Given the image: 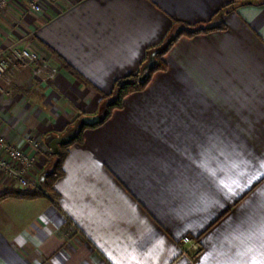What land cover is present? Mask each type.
Here are the masks:
<instances>
[{"label": "crops", "instance_id": "obj_1", "mask_svg": "<svg viewBox=\"0 0 264 264\" xmlns=\"http://www.w3.org/2000/svg\"><path fill=\"white\" fill-rule=\"evenodd\" d=\"M28 3L11 0L0 15V60L14 43L41 57L36 75L23 70L0 91V134L36 155L32 179L48 171L60 138L101 119L113 100L102 94L151 48L184 24L225 28L180 38L166 71L85 130L55 195L0 201V264L264 260V177L249 180L264 161V0H43L40 11ZM241 171L243 190L228 192ZM3 178L0 196L22 191ZM187 235L201 244L195 259L184 252Z\"/></svg>", "mask_w": 264, "mask_h": 264}, {"label": "trees", "instance_id": "obj_2", "mask_svg": "<svg viewBox=\"0 0 264 264\" xmlns=\"http://www.w3.org/2000/svg\"><path fill=\"white\" fill-rule=\"evenodd\" d=\"M181 24L178 20L175 21ZM224 29V26L211 27L205 24L200 25H190L184 24L180 26L176 33H174L171 38L162 46L153 47L149 50L147 57L143 60L141 64V68L131 74H128L120 79H117L114 82V88L111 95L102 94V100H105L109 96H113V100L109 102L104 110H102V117L96 122L86 123L80 122L78 125L77 133L72 137L71 140L64 142L60 146V150L58 152L50 153L48 155L49 158V167L48 171L45 173L44 182H43V190H35L32 192L28 191H11L6 192L5 194L0 196V201L9 195L14 196H28V197H37L41 195H45V192L55 195V191L53 189L54 183L56 180L61 177L64 173L63 171V163L68 154L69 146L75 142H83L84 140V132L87 129H94L102 124H104L113 114L116 109H121L124 107V100L127 96L132 93L143 91L146 89L148 84L150 83L153 75L159 71H166L168 66L165 62V55L169 52V50L173 47V45L182 37H194L198 34H206L210 33L216 29ZM155 53V64L149 70V76L145 81H140L139 76L142 73L144 66L150 61V56L152 53ZM67 69L71 70L78 78L83 79V76L78 73L70 64L65 63ZM45 191V192H44Z\"/></svg>", "mask_w": 264, "mask_h": 264}, {"label": "built area", "instance_id": "obj_3", "mask_svg": "<svg viewBox=\"0 0 264 264\" xmlns=\"http://www.w3.org/2000/svg\"><path fill=\"white\" fill-rule=\"evenodd\" d=\"M10 2L11 0H0V15L7 10ZM42 2L43 0H30V6L32 9L40 11L42 9ZM9 55H11L22 68L31 69L33 73H37L32 67L35 62L41 59L37 51L14 45L9 48ZM9 64L8 59L0 60V91L4 93L19 82L18 78H20L19 75L21 74H10L8 72ZM48 67L49 66H47V69H49ZM49 72L54 74L55 69L50 67ZM0 147L8 154V158L0 157V171H2V173L16 182L22 191L32 192L35 190H43L41 177H39V179H32L29 177V171L36 162V155L30 154L12 145L1 134ZM16 162L20 164L17 165ZM2 173H0V185L3 183L4 179ZM182 242L185 245V254L193 259L197 258L201 252L199 240L193 236L187 235L183 238Z\"/></svg>", "mask_w": 264, "mask_h": 264}, {"label": "snow or ice", "instance_id": "obj_4", "mask_svg": "<svg viewBox=\"0 0 264 264\" xmlns=\"http://www.w3.org/2000/svg\"><path fill=\"white\" fill-rule=\"evenodd\" d=\"M256 167H257L258 175H256L255 177H249V180L259 179L260 177H264V161L258 162ZM244 175H246V172L241 171L239 175L237 176V178L231 181L230 185H225V187L227 188V191L232 193L234 188L243 190L242 185L239 183V177L244 176ZM261 234L264 235V225L261 226ZM250 264H264V260L252 261L250 262Z\"/></svg>", "mask_w": 264, "mask_h": 264}, {"label": "water", "instance_id": "obj_5", "mask_svg": "<svg viewBox=\"0 0 264 264\" xmlns=\"http://www.w3.org/2000/svg\"><path fill=\"white\" fill-rule=\"evenodd\" d=\"M155 64V53L153 52L150 56V61L144 66L142 73L139 76L140 81H145L149 76L150 68ZM78 127H76L73 131L65 135L64 137L60 138L59 140L64 143L72 139V137L77 133ZM57 151V149H56ZM45 175L41 176L42 182H44Z\"/></svg>", "mask_w": 264, "mask_h": 264}, {"label": "rangeland", "instance_id": "obj_6", "mask_svg": "<svg viewBox=\"0 0 264 264\" xmlns=\"http://www.w3.org/2000/svg\"><path fill=\"white\" fill-rule=\"evenodd\" d=\"M27 6L30 8V6H29V3L27 4ZM14 45H16V46H19L17 43L15 44H13V45H10V46H8V50H6V49H4V50H6L7 52V54H6V59H8V61H9V63H14V64H18V63H16V61L11 57V55H9V48L11 47V46H14ZM20 47V46H19ZM33 66H34V64H33ZM32 66V67H33ZM23 70H26V69H24V68H21V74L20 75H22V73H23ZM29 70H31V69H29ZM32 71V70H31ZM32 73H33V71H32ZM34 75H36L35 73H34ZM21 77V76H20ZM18 79H20V78H18ZM17 84H19V82L17 83ZM30 177V176H29ZM31 178V177H30ZM48 193V192H47ZM49 194V193H48Z\"/></svg>", "mask_w": 264, "mask_h": 264}]
</instances>
